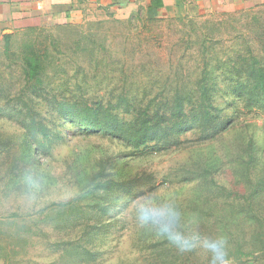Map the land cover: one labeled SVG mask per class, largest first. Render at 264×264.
<instances>
[{"label":"rangeland","instance_id":"374dc122","mask_svg":"<svg viewBox=\"0 0 264 264\" xmlns=\"http://www.w3.org/2000/svg\"><path fill=\"white\" fill-rule=\"evenodd\" d=\"M263 48L264 0L179 14L96 5L0 32V264H209L138 223L148 201L226 237L230 264H264V107L237 90ZM202 87L222 121L212 135ZM96 106L168 130L134 146L115 127L87 128Z\"/></svg>","mask_w":264,"mask_h":264},{"label":"crops","instance_id":"0c3cea01","mask_svg":"<svg viewBox=\"0 0 264 264\" xmlns=\"http://www.w3.org/2000/svg\"><path fill=\"white\" fill-rule=\"evenodd\" d=\"M218 0H0V32L78 21L90 8L138 6L148 14L199 11Z\"/></svg>","mask_w":264,"mask_h":264},{"label":"trees","instance_id":"16d2710c","mask_svg":"<svg viewBox=\"0 0 264 264\" xmlns=\"http://www.w3.org/2000/svg\"><path fill=\"white\" fill-rule=\"evenodd\" d=\"M10 39L11 34L8 33L3 35L5 48L8 47ZM251 51H253V49H250V58L253 60V62L251 63V66L249 68L248 79L246 80L245 85L240 84L241 87H239V89L237 90L239 91V93L243 94V96L248 95L247 99H249L250 102L253 100H257L264 107V48L261 49V52L263 54L262 59ZM23 62L26 66H33L32 61L29 60V58H23ZM38 67H40L39 64L37 65V68ZM25 72H27V70ZM31 75L34 76V74ZM199 98V110L201 115L200 118L202 123V132L208 135H212L213 133L222 131L219 130L220 124L222 122L221 118L219 117V115L213 112V110H215V105L212 102L210 90L206 87H202L199 94ZM122 99L125 98L122 97ZM94 104H99V102H95ZM90 112L91 113H89L88 115H83L84 119L88 122L87 128L94 131H99L105 130L108 127H115L121 130L124 136V140H130V142L133 143L134 146L140 145L146 139H154L156 138L157 133H165V131L168 130L166 129V125L158 124L159 127H156L155 125L149 123V120L144 121L141 124L135 123L136 117L133 119V121L126 122L122 119V121L118 122V117L115 114H112V111H108V117L101 118V109L97 106L94 107L93 110L90 108ZM182 114L183 108L182 105L179 104L177 105L176 111L172 113L171 116L179 118ZM183 121L184 119L182 118L178 124L175 123L174 129H179L180 126H182ZM42 132L43 134H46L47 129L45 126ZM83 250L87 253L89 252L88 254L92 257V259L94 258L95 252H93L91 249L85 247Z\"/></svg>","mask_w":264,"mask_h":264},{"label":"clouds","instance_id":"9594fccd","mask_svg":"<svg viewBox=\"0 0 264 264\" xmlns=\"http://www.w3.org/2000/svg\"><path fill=\"white\" fill-rule=\"evenodd\" d=\"M136 219L141 226H147L166 239L180 253L201 250L209 257V264H230L228 240L224 236H202L196 229L181 227L182 214L171 202L155 205L141 202L135 208Z\"/></svg>","mask_w":264,"mask_h":264}]
</instances>
